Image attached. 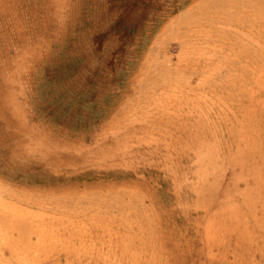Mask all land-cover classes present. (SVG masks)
I'll return each instance as SVG.
<instances>
[{
	"label": "rangeland",
	"instance_id": "374dc122",
	"mask_svg": "<svg viewBox=\"0 0 264 264\" xmlns=\"http://www.w3.org/2000/svg\"><path fill=\"white\" fill-rule=\"evenodd\" d=\"M0 264H264V0H0Z\"/></svg>",
	"mask_w": 264,
	"mask_h": 264
}]
</instances>
